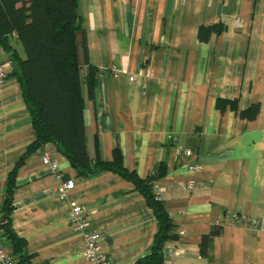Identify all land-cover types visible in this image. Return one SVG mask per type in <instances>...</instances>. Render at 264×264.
Listing matches in <instances>:
<instances>
[{
	"label": "crops",
	"instance_id": "0c3cea01",
	"mask_svg": "<svg viewBox=\"0 0 264 264\" xmlns=\"http://www.w3.org/2000/svg\"><path fill=\"white\" fill-rule=\"evenodd\" d=\"M76 14L82 81L89 70L101 76L93 99L81 85L88 158L111 161L118 150L139 178L159 171L154 194L181 232L164 245V263L264 264V230L216 226L227 210L264 226V0H76ZM214 25L218 33L198 40L199 27ZM7 46L0 44L8 78L0 88V218L8 175L34 136L12 58L26 55L15 34ZM218 100L226 103L218 108ZM252 105L259 106L256 117L241 118ZM43 154L74 183L68 200L58 197ZM14 182L11 232L34 254L32 264H89L82 232L69 224L71 205L82 208L110 264H136L149 254L156 219L120 176L79 175L48 143L17 168ZM0 245L13 255L2 228Z\"/></svg>",
	"mask_w": 264,
	"mask_h": 264
},
{
	"label": "trees",
	"instance_id": "16d2710c",
	"mask_svg": "<svg viewBox=\"0 0 264 264\" xmlns=\"http://www.w3.org/2000/svg\"><path fill=\"white\" fill-rule=\"evenodd\" d=\"M78 28L76 0H0V44L9 49L7 37L15 34L26 55L22 61L17 60L15 55L12 58L15 70L18 69L15 75L27 104L34 133L33 140L8 175L0 228L12 240L15 264H32L34 254L27 251L26 242L15 237L10 227L15 174L29 156L44 145L53 143L79 175L106 171L134 186L157 222L151 250L136 264H165L164 245L176 241L179 235L164 204L154 194L153 184L159 171L151 170L152 174L149 173L144 179L139 178L135 172L124 168L118 150L113 151L111 161L97 159L91 162L88 158L81 95L83 81L76 61L75 37ZM218 31L217 25L201 26L197 38L207 41L211 34ZM96 76L94 70H89L84 77L89 99H93ZM224 103L218 100L216 106L220 108ZM231 106L236 110L234 102ZM258 110V105H252L241 111L239 116L252 120ZM207 239L208 236H205L200 242L202 253L206 250Z\"/></svg>",
	"mask_w": 264,
	"mask_h": 264
},
{
	"label": "built area",
	"instance_id": "2783aa9c",
	"mask_svg": "<svg viewBox=\"0 0 264 264\" xmlns=\"http://www.w3.org/2000/svg\"><path fill=\"white\" fill-rule=\"evenodd\" d=\"M119 74V70L113 69L111 71V76L113 78H117ZM150 75L151 73L147 71L143 76L148 78L150 77ZM100 77L101 76H96L97 79H100ZM7 79L8 78L5 65L0 60V88L5 86ZM129 81L134 82L135 77L129 76ZM142 87L145 89L146 84H143ZM183 154L188 157L190 156V151L184 150ZM41 162L51 171V173L55 176L57 180L56 192L58 197L64 200H68V193L74 188V183L72 181H65L63 179L58 162L55 159H52L48 154H43L41 156ZM188 171L192 173H197L198 171H200V167L189 166ZM149 173L152 174L153 171H150ZM192 187L193 183H188L187 189L191 190ZM69 224L74 231L82 232V255L89 264H110L109 260L107 259V256L100 247V236L97 233L90 232L89 230H87L88 223L85 220L84 212L80 206L71 205L69 213ZM235 224L250 229L253 234H258L264 230V226L261 228V223L259 219L240 215L231 210L225 211L223 218L216 221V226L218 227L230 226ZM180 233L181 232H178V235ZM0 264H15L13 256L8 253L4 248H2L1 245Z\"/></svg>",
	"mask_w": 264,
	"mask_h": 264
}]
</instances>
